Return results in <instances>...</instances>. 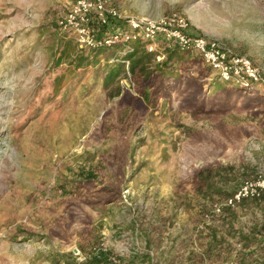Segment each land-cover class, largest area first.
I'll list each match as a JSON object with an SVG mask.
<instances>
[{
    "label": "rangeland",
    "instance_id": "obj_1",
    "mask_svg": "<svg viewBox=\"0 0 264 264\" xmlns=\"http://www.w3.org/2000/svg\"><path fill=\"white\" fill-rule=\"evenodd\" d=\"M74 2L0 0V264H73L61 254L97 240L121 255L149 253L152 264H237L248 251L239 232L264 236V202L218 213L220 197L199 193L193 176L231 165L239 187L264 173V106L245 108L241 97L226 114L195 115L182 84L133 123L117 95L134 92L125 64L115 82L105 80L121 63L118 47L90 51L82 69L64 64L54 92V59L70 39L58 20ZM112 2L135 16L180 13L188 32L219 40L264 74V0ZM253 247L264 255V241Z\"/></svg>",
    "mask_w": 264,
    "mask_h": 264
},
{
    "label": "trees",
    "instance_id": "obj_2",
    "mask_svg": "<svg viewBox=\"0 0 264 264\" xmlns=\"http://www.w3.org/2000/svg\"><path fill=\"white\" fill-rule=\"evenodd\" d=\"M111 22L118 25L122 23L115 20ZM112 24L104 26V30L111 32L113 30ZM65 37L75 40L70 33H66ZM70 39L63 40L54 59V68L56 69L53 78L55 84L54 92H58L64 83L65 74L63 72L60 73L64 64L68 65V69H82L91 64L88 56L90 51L101 53L107 49L81 48L76 40L77 47H73ZM159 42L165 45L167 54L162 62H157L156 53L148 51L146 44L140 40L132 43L134 50L126 56V59L130 60L129 74L134 82V92L131 89L122 90L119 88L117 95H122L119 105H126L132 112L136 113L133 117V123L140 116V113L142 115L146 114L148 109L152 105H156L161 97L171 95L173 89H176L177 86L180 87L182 84H185L183 91L186 88L184 100L187 104L193 106L195 115L203 113L226 114L231 108L229 106L231 100H239L241 97L245 98L243 106L245 108L255 107L260 110L264 106V86L257 83L247 85L233 81L224 82L219 76H212V68L205 64L199 53L182 51L173 42L161 39H159ZM193 53H196V56H190L193 57L190 60V66H193L191 69L189 65L184 66V62L187 61L189 54ZM121 63L114 66L105 77L107 86L115 82L120 76L122 65H124L122 61ZM208 87L210 89L209 92H207ZM208 99L214 100L210 107H207L206 104ZM234 174V166L221 163L212 164L198 169L193 176V182L199 193L211 197L214 195L219 196L222 202L216 205H221L222 209H230L233 207L226 206V200L246 181L244 180L237 187L238 183L232 184L236 182ZM84 177L87 180H92L96 177V174L89 170L84 174ZM249 200L264 202V193L258 198H246L240 203ZM262 229H264V222ZM258 231L260 232L261 230ZM238 235L242 237L240 241L248 251L243 252L239 256L237 264H264V255L257 254L256 247H253L254 243L263 242L264 236L258 240V238L241 234V232ZM211 236L213 246L214 242L218 241L217 230H213ZM79 250L85 256L83 261L77 260V256L72 251L68 254H61V257L66 258L69 263L72 260L73 264H152L149 253L132 252L127 255H121L100 240L92 242L88 247L83 242H80Z\"/></svg>",
    "mask_w": 264,
    "mask_h": 264
},
{
    "label": "built area",
    "instance_id": "obj_3",
    "mask_svg": "<svg viewBox=\"0 0 264 264\" xmlns=\"http://www.w3.org/2000/svg\"><path fill=\"white\" fill-rule=\"evenodd\" d=\"M112 20L122 23L112 24ZM110 24L113 30L107 32L103 27ZM188 25L186 17L180 13L161 18L124 14L114 6L112 0H75L58 20V30L62 34L70 33L81 48H120V61L125 64L128 73L130 60L126 56L134 50L132 43L140 40L146 44L148 51L156 53L158 60H161L165 58V55L157 54L161 39L175 43L182 51L199 53L205 64L224 82L264 86V74L251 58L234 53L217 39L188 32ZM263 193L264 173H260L246 180L226 200L225 205L234 207L246 198H258ZM215 211L222 212V206L216 205ZM74 253L79 261L85 259L79 249Z\"/></svg>",
    "mask_w": 264,
    "mask_h": 264
}]
</instances>
